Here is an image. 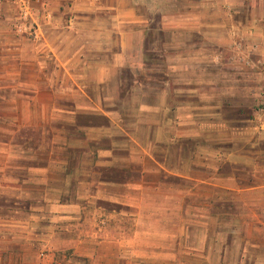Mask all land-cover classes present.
Segmentation results:
<instances>
[{
	"label": "crops",
	"instance_id": "1",
	"mask_svg": "<svg viewBox=\"0 0 264 264\" xmlns=\"http://www.w3.org/2000/svg\"><path fill=\"white\" fill-rule=\"evenodd\" d=\"M157 258L264 264V0H0V264Z\"/></svg>",
	"mask_w": 264,
	"mask_h": 264
},
{
	"label": "rangeland",
	"instance_id": "2",
	"mask_svg": "<svg viewBox=\"0 0 264 264\" xmlns=\"http://www.w3.org/2000/svg\"><path fill=\"white\" fill-rule=\"evenodd\" d=\"M207 210H204V213H205V215L207 214ZM233 212H236V210L235 211H233ZM238 212V211H237ZM195 215H193V214H189V217H194ZM168 260L170 261V263L169 264H174L173 263V261L174 260H171V259H163V258H157V259H155V264H167L168 263ZM189 260H196V259H194V258H192V259H190L189 258ZM176 264H179V261H178V259H176Z\"/></svg>",
	"mask_w": 264,
	"mask_h": 264
}]
</instances>
